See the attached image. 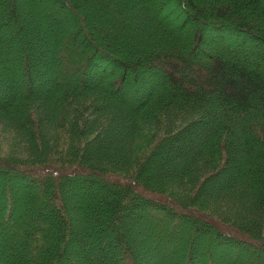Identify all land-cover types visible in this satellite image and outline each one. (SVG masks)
Returning a JSON list of instances; mask_svg holds the SVG:
<instances>
[{
  "label": "trees",
  "instance_id": "1",
  "mask_svg": "<svg viewBox=\"0 0 264 264\" xmlns=\"http://www.w3.org/2000/svg\"><path fill=\"white\" fill-rule=\"evenodd\" d=\"M181 226L171 264H264V0H0V264H165Z\"/></svg>",
  "mask_w": 264,
  "mask_h": 264
},
{
  "label": "rangeland",
  "instance_id": "2",
  "mask_svg": "<svg viewBox=\"0 0 264 264\" xmlns=\"http://www.w3.org/2000/svg\"><path fill=\"white\" fill-rule=\"evenodd\" d=\"M23 6V5H22ZM24 8V6H23ZM39 17L40 18H44V23L46 25V27L50 28L49 34H48V40L51 41V47L54 49V53L52 54V60H53V65L52 68L57 69V57L59 52H60V47L62 46V44H64V41H66L67 37L71 36V34L75 31L76 29V24L71 23V15L67 12L65 13H59V12H53V13H48L47 11H42L41 13H39ZM54 19H58V20H63L64 21V28H58L56 26V24L54 23ZM8 38L5 39V41L3 42L2 46L5 43H9L11 44V47L9 48V51L12 54L16 55V60L15 62V66H17V69H19V67L21 66V62H22V51L20 50V39L18 38L15 39L13 32H11L10 30H8ZM49 47V45H47ZM226 46V45H225ZM224 46L225 49H227ZM51 48V49H52ZM18 81H20L18 79ZM32 216V215H31ZM25 223L29 224L28 220L25 219L24 220ZM32 226V225H31ZM30 226V227H31ZM33 227V226H32ZM166 227L168 229V226L166 224ZM182 228L178 227L177 228V242L175 241L176 245L172 248L169 249L167 258L165 260V264H171L172 262H174L176 255L178 252H180V246H179V240L183 238V236L186 233V229L185 227L181 226ZM169 230H170V226H169ZM108 249H111L110 246H107ZM111 251V250H110ZM247 260V261H246ZM246 263H256L258 261V259L255 258H251L249 257L248 259H246ZM237 264H241V263H237Z\"/></svg>",
  "mask_w": 264,
  "mask_h": 264
}]
</instances>
